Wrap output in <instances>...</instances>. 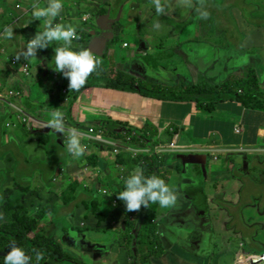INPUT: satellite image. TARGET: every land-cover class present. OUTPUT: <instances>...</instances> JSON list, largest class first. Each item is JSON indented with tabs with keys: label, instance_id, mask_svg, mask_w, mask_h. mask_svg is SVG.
Wrapping results in <instances>:
<instances>
[{
	"label": "rangeland",
	"instance_id": "obj_1",
	"mask_svg": "<svg viewBox=\"0 0 264 264\" xmlns=\"http://www.w3.org/2000/svg\"><path fill=\"white\" fill-rule=\"evenodd\" d=\"M15 3V0H0V38L4 34L2 39L6 36L5 42L7 43L8 40L10 41L12 44L11 48L13 49L12 53L29 61L31 76L23 80L20 77H16L14 73H10L11 70L8 69L10 61L8 62L6 60L0 63V82L9 90L14 91V94L12 95H6V91L0 92L1 99L5 102V104L0 105V159H3L8 155L12 158L13 161L10 171L12 172L13 179L15 176L14 165L17 162V155H20L23 159H25V151H27L25 142L27 143V140L30 137V131L20 124V122L23 121V115L18 112H14V110L16 109L17 111L25 112V101H27L30 97L33 100L39 95H43L44 102L47 100L49 85L45 82V84L41 86V74L43 71H41L39 75L36 71L38 70L39 65V70L44 69L46 71H48L49 68H52L53 65V61L47 57L46 60L42 54V50L46 46L42 49H38V47L35 49L29 48V42L32 40L27 39L25 41V36L23 35V25L25 24L26 12L25 3H22L24 11L23 14L21 10H19L20 14L17 12ZM143 4H145L144 1L139 2V5ZM178 11L181 15L183 12V5L178 9ZM187 17L186 19H188L189 22H186L185 19V22L182 23V29L185 28L187 31H182L180 35L182 38L180 39V45L176 52H174V48L175 37L177 35L173 33L161 42H158L155 46L150 42L149 36L145 37L144 35H137L136 31H131L132 28H137L138 26L135 22L129 23L130 25H128V27L121 32L123 37H121V40H118L113 44V49L117 54L118 59L122 57L126 59L125 68L133 71L137 79L147 80L146 82L154 83L158 88H164L165 94L167 95L169 92L168 89H166L167 87L179 86L177 93L187 90V101L181 100L178 105L189 103V97H191V95H195L192 103H194L197 107L201 102L203 106L201 114L204 115L203 128L200 127L198 133L199 146L201 130H205V120H207V100H211L213 82L220 83L226 78L235 81L243 74L240 71H236L243 65H247L251 62H253L259 70L263 71L262 78L264 79V0H200V3H196L191 10L190 17ZM179 21L180 20L174 19L172 22V29L174 28V31H177ZM141 28H143L142 25L140 26V29ZM125 41H127L128 47L130 45L129 48L126 47L127 49L123 47ZM142 42H144V44H142ZM47 49L49 50V46ZM50 52H52V49H50ZM132 52L134 57L130 56L133 61L130 62L128 59L129 54L131 55ZM153 52H156L159 55L161 54L166 61L165 59H160L158 62H150L148 58L152 56ZM54 54L57 56L56 53ZM40 55L43 58H41ZM137 55H144L145 57L135 60ZM251 55L254 57L251 58ZM171 56H174L173 59ZM36 57H38V59H44V61L40 64ZM59 59L61 58L59 57ZM114 59L115 58H113V60ZM171 59L173 62L175 60L176 67L178 65V72L176 71L177 74L172 79L171 76H173V73L166 71L170 68ZM94 65L99 66V64H95L93 61L81 58L79 64L77 65V72L82 78L80 83L85 84L78 87L76 83L72 88L71 84L66 83L65 78L60 76L58 79L62 84L55 87L56 93L85 87L87 83V71ZM108 72L109 74H112L114 79L117 77H122L123 80L125 79V77H123L125 73L115 71L114 67H111ZM136 74H143L144 77L140 78V76ZM96 75L97 73L95 76ZM134 82L135 84H138L135 80ZM158 82H161L162 84H159ZM193 87L199 88L201 91L207 89V92L205 94L193 92ZM208 90H211V92L209 93ZM204 99L205 101H203ZM127 104L128 99H126L125 102L123 100L118 102V105ZM159 113L163 117V131L165 130L164 125L167 126L168 122V127L172 123H180L178 119H171L170 110L169 120L166 118L165 109L159 112L158 108V115ZM26 114L35 116V113L30 110H26ZM43 117L46 121L49 118L47 114ZM6 119H10L14 124L16 123L18 128L17 133L19 136L15 138L11 135L8 142L4 144L3 140L5 134H7V131L8 134L10 133L4 125ZM170 128L173 131L175 130L172 127ZM156 131L157 129L153 126L150 139H153ZM179 134L181 135L177 136L178 133L175 132L174 135H170L172 139H170L168 147L162 145V148H160L165 151L166 148L170 149L173 146V143L175 145L177 144V147L175 146L176 151L173 158H176L177 153L179 154V150L182 145L181 142H183V140L181 141V138L183 139L186 137V134L183 131L179 132ZM56 137L57 136L53 132L47 133L46 138L48 143L45 145L44 149L39 150L38 154H34L30 161L38 160L46 163L48 166L51 152V147H49L50 142H56L58 145ZM152 139L150 145L153 143ZM58 147L60 149L59 145ZM175 147L171 149H175ZM151 149H153V145L146 151L145 157H150ZM107 150L109 151V148ZM154 154L155 153L152 155ZM196 156L197 153L195 158ZM207 156L208 161L206 165V174H203L197 166L194 169V161L193 164L188 167L187 164H184L183 167L177 164L176 167V160H179V158L173 160L169 157L163 160L165 167L168 165L171 169H173L172 166L175 162L177 174L174 172L171 173L165 191L158 201L159 203L156 207V211L154 213L153 211L149 212V214L152 215V218H148V226L144 230L143 222L140 219L143 217H139V215L143 214L144 211H142L141 214L139 213L140 209L138 208L131 212H127V209L121 211L119 199L121 196L120 176H118V181L115 180L113 183L109 182V184H107V181L102 178V173L100 174L97 167L91 168L90 165H86L84 162H81V165L78 160L76 161L75 168L72 169L68 175L65 173L58 174L56 171L52 172L50 170H46L45 172L38 170L39 172L34 174L36 179L41 184V190L43 192H55V203L56 205H59L58 207L60 208L58 213H54L57 212V208L54 206L50 208L48 203H45V197L44 199L41 198L34 202L35 204L26 199L24 201L23 199L21 202L20 214L22 215L26 213L29 214V216L34 217L41 228L50 224L53 219V214L56 221H61L55 224V230L58 231V241L61 243V247L63 248L66 257L51 260L50 264H109L111 263V260L108 259V255L112 254L111 249L116 252H120V260L121 264H123L122 257L125 254L131 255L129 248L131 246L130 242L132 241V237L135 238L139 234L142 235L141 242L143 245H147V251L140 255L137 260V264H156L157 257L154 245L157 242L159 244L160 240H162V232L164 231L161 232L160 237L159 231L161 226L167 233V241L164 252L166 254V258L164 264H174L176 238H178V235L180 236V232H188V228L192 225V223L195 224V229L192 230L191 233L185 234V241L190 242L191 244L190 249H196L198 245H201L202 249L209 252V255L213 254V257L209 259V264H215L218 261H220L221 264H243L241 262V258L245 261L246 258L244 259V255H240V257L235 255L224 256L226 251L219 239L211 236L205 240L204 237L196 234L200 230H203V219L200 215L191 212L189 216L184 217V215L189 211V202L181 193H188V184L192 182L193 173L195 174L194 192L200 193L202 201H204V198L209 193H213V186L214 183L217 182L218 177H230L228 170L225 168L226 156L224 154L212 155V153L209 152L207 153ZM213 156L216 157V160L213 159ZM62 160L63 163L67 162V165L70 157L67 156V160L66 157H63ZM258 160L261 162L260 168H263L264 155H261ZM111 171L114 175L115 170L111 168ZM85 172L88 175L87 182H83L80 178V176H82ZM237 172H235L234 175L236 179L240 180V183L236 191H241V200L235 205L237 211L252 203H257L258 206L264 207V176L262 177L259 172L251 171L249 172L248 177H246V175H243L245 171L243 172L240 167H238ZM127 174H130L129 169L126 170V175ZM184 175L189 176V179ZM45 177L47 179H45ZM2 179L5 181V178L0 176V181ZM67 182L69 188L67 186L66 188L59 187L57 189L59 185H64ZM2 185L3 183L0 182V190H4ZM33 185H35L34 180ZM247 185L254 187L256 191H252L251 187H248ZM170 186L175 187L176 194H179L175 206L172 203L173 196L170 197ZM224 189H226L232 197L235 196L236 192L230 190L229 186H224ZM99 190L112 191L106 198V196L102 195ZM76 191L78 193H76ZM255 196L257 197V200H255ZM62 198L63 203H61ZM90 201L97 202V207L95 208L94 213L92 212V208H94L92 203L85 206V204ZM124 206L126 207V205ZM95 214H99L100 221H98L95 217ZM128 218L133 220L135 223H138V227L129 229L127 233H122V237H125L128 241H130L127 244L128 252L125 249L123 251L122 249L118 250L117 247L114 246L115 244L93 243V240H100L106 236V232L123 230L124 222ZM151 220L153 222V226L150 229L152 223ZM182 220L184 221L183 228ZM248 221H250V219H248ZM232 227L235 230L240 228L241 225L239 220H237ZM62 228L65 230L60 231ZM221 228L222 226H220V229ZM149 229L151 230L150 240ZM83 231H87L88 236H86ZM156 233L158 234V239L160 238L159 241L155 240ZM242 235L253 236L259 239L263 248L256 251L255 247H253L252 254L259 256L262 252L264 253L263 219L260 224H251L246 226ZM234 237L235 238L232 240L233 247L240 251L243 247L240 246L241 241L236 238L238 237V234L236 233ZM105 238L111 239L112 236L109 235ZM116 240L118 241V247H120L122 238L117 237ZM181 245H183L182 242L176 246L182 249ZM112 260L113 264H116V260L117 264H119L118 257L112 256Z\"/></svg>",
	"mask_w": 264,
	"mask_h": 264
},
{
	"label": "crops",
	"instance_id": "obj_2",
	"mask_svg": "<svg viewBox=\"0 0 264 264\" xmlns=\"http://www.w3.org/2000/svg\"><path fill=\"white\" fill-rule=\"evenodd\" d=\"M36 1L37 2L25 4L26 12L23 28L24 30L33 28L39 33L38 36L30 38V40H45L47 46L42 50V54L45 59L46 57L50 59L49 52L50 49H52V59L54 62L52 68H49L48 71L44 69L39 70L40 65L36 71L38 75L43 71L41 74V86H43L45 82L49 85L47 100L44 102L43 95H39L33 100L30 97L28 98L30 104L25 103V110L34 112L38 118H44L43 116L47 114L49 116L48 122L60 126L51 128L36 124L33 125L30 137L27 143L25 142L27 149L25 155L27 159L31 160L34 154H38L40 149H44L45 144L41 142L39 144L37 139L39 140L44 133L40 132V130L50 128V132H53L61 142L60 143L56 137V141L60 146V149L58 148L59 152H64L70 157L68 164L63 165L65 166L63 167V173L67 172L66 174L68 175L69 172L75 168L77 160L80 161L81 165V162H84L86 165L96 168L97 166L92 165L91 161L97 160L95 162L98 163V159H100L103 166L101 165V168H97V170L100 171V174L102 173L103 179L106 181L110 180V182L113 183L115 180L118 181V176L120 175L116 170L114 175L111 171V168H114L117 164L115 162V156L112 154L114 144L120 143L124 149V151L122 149L121 152L124 153L122 156L125 158L126 167L122 171L124 176H126L127 169H129L130 174H140L141 167L138 165V162L146 156V151L149 147H152V145L153 149L150 151L151 155L155 153L154 155H157L162 161L169 157L173 160L179 158V160L176 161L180 162L182 167L186 161L190 162L187 163V167L192 164L193 159H186L185 155L191 152L195 158L198 150L197 147L199 148L200 146V148H204V155L206 158H208L207 153L209 152L212 154H224L226 156L225 168L230 174V177H218L217 182H215L213 186V193H209L206 196L208 203L211 204V202H213V198L217 193H224L223 199L229 200L235 205L241 200V191H236L240 180L235 178V169L238 163H247V160L251 156L264 154V109L258 110L245 107L236 100L234 94H224L217 97L216 95L211 96V100L207 101H211L214 105L207 110L205 130H201V139L198 146L199 128H202L204 124V115L201 114L203 108L201 102L199 106L196 107L194 103L178 105L180 101H166L165 98L159 100L147 97L139 93L137 84L132 87L125 85L123 82L119 84V81L115 84H111L112 80L115 79L112 77V74L108 72L111 67H114L115 71L119 73L123 72L125 73L124 75H130L128 77L133 79V81L135 80L137 83L139 81H147L137 79L133 71L125 68L126 59L123 57L120 59L117 58V54L113 49V44L122 39L121 37H123V35H121V32L130 25L129 23L135 22L138 26L137 28H132L131 31H136L137 35L149 36L150 42L155 46L158 42H161L173 33L177 35L175 37L174 48V52H176L178 43L182 38L180 37L182 31H187L185 28L182 29V23L185 21L189 22V20L186 19L188 11L189 16L187 18L190 17L191 10L196 3H200V0ZM140 1H144L145 4L139 5ZM182 5L183 12L180 15L178 9ZM85 15H88L87 20H84ZM174 19L180 20L177 31H174V28L172 29V22ZM141 25L143 28L140 29ZM69 31H72V34H68ZM23 35H25V41L29 39L27 38L26 31L25 33L23 32ZM5 37L1 39L3 45L0 46V63L6 60L9 62V58L13 54V49L11 48L12 44L9 40L6 43ZM125 43H127V41H125ZM48 45H51L49 50L47 49ZM169 48L171 49L170 46ZM3 50H5V52ZM52 52H50V54H52ZM54 53H56L57 56H55ZM130 56L134 57L133 52L131 55L129 54L128 59L130 62H133ZM59 57L61 59H59ZM142 57L145 56L137 55L135 60ZM253 57L254 56L251 55V58ZM41 58L43 57L41 56ZM81 58L99 64L103 69V73L101 72L97 75L93 85H89L87 82L85 87L76 90L70 89L75 95L73 94L70 99H68L67 96H63L62 101L60 93H56L55 89L57 86L56 84H61L58 78H60V76L64 77L65 82L71 84L72 88L76 83L77 86L80 87L82 78L77 72V65ZM113 58L115 59L113 60ZM36 59H38V57H36ZM160 59L165 58L156 52H153L152 56L148 58L150 62H158ZM38 60L40 64L44 61V59ZM8 69H11L10 62ZM251 69H257V75L260 78L261 99L264 101L263 71L259 70L254 63L251 62L247 65H243L236 72L240 71L243 73L242 76H248ZM10 73L12 72L10 71ZM136 75L140 76V78L144 77L143 74ZM15 76H20V73L15 74ZM221 82L219 84H221ZM158 83L162 84L161 82ZM213 84L215 85L218 83L213 82ZM4 91L5 89H0V92ZM238 91L240 93L242 92L241 89ZM126 99H128L127 105H118L120 100L125 102ZM205 99L203 101H205ZM2 104H5V102L0 96V105ZM158 108L159 112L165 109L167 120H169L170 110L171 119H178L180 123H172L168 127V122L167 126L164 125L165 130L163 131V117L160 113L158 115ZM56 111L58 115H54ZM14 112L18 111L15 109ZM236 124H241L242 126V132L240 134L234 132ZM4 125L5 128L10 131L9 134L7 131V134L4 136L3 143L6 144L11 135L17 138L19 134L17 133L18 128L16 123L14 124L10 119H6ZM153 126L157 131L153 139L151 138L153 143L150 145V135ZM170 127L176 130L178 133L177 136H180L181 134H179V132L182 131L186 134L185 138H181L183 142H181L182 145L179 150L180 155L177 153L176 158H173L176 148L170 150L166 148L165 151L160 149L162 145L168 147L169 141L172 139L170 137L172 134L169 132ZM207 127L213 130L208 131ZM90 128L94 129V134H89ZM130 129L138 130L143 136H135L136 138L134 141L131 139L128 141L127 139L130 137L127 133ZM144 131H147V133L145 134ZM95 134H101L103 143L97 140ZM132 135H135V131H133ZM123 136H126V138L124 139ZM44 138L47 140L46 136H44ZM69 143H71L70 147L75 152L74 156L69 154L67 150L66 144ZM83 146H85V149H83ZM108 148L109 151L107 150ZM131 151L139 153L134 157L135 154H131ZM230 159H232V161ZM12 161L9 155L0 159V173H3L0 174V176L5 178V181L3 179L0 181L3 183V189L13 188L14 186L13 175L10 171ZM195 164L196 163H194V165ZM173 165L175 166V162ZM174 166H172V168ZM195 167L196 166H194V169ZM232 167H234V170H232ZM194 175L193 173L192 179L195 177ZM248 175H246V177H248ZM184 176L189 179V176ZM80 178L83 182L88 181L86 172L80 176ZM192 184L193 182H190L188 185L190 186ZM67 186L69 188L68 182L64 185H59L58 188H66ZM224 186H229L230 190L235 191V196L232 197L228 191L224 189ZM247 186L251 187L250 185ZM251 189L252 191H256L254 187H251ZM40 195L41 197H46V201L49 200L51 204L56 198L55 192L45 193L40 190ZM37 196L39 195H30L31 200L29 199V201H31V203L38 201L39 198ZM255 200H257L256 196ZM214 202L224 207L227 206L225 203L221 202V200H216ZM256 204L257 203L247 205L244 209L248 207H253L255 209L254 206ZM233 207L232 214L237 222L240 218L235 213L236 206ZM259 208H262L263 215L260 213L261 209L260 211L255 209L258 215H255L256 219L252 220L254 224H260V218H264V207L259 206ZM2 222L3 217L0 209V223ZM241 229H243L242 226L237 229L238 232H240ZM220 242L224 244L225 249H230L232 246L231 235L225 234ZM164 252L165 248L162 249L161 252H158V257L156 253V264H164L166 258ZM174 254L175 259L176 251ZM251 256H253V254ZM115 257L119 258V264H121L120 252L115 255ZM244 259L245 261L241 258V262L247 264L248 256L244 255ZM184 260L187 264H196V259L190 254H187Z\"/></svg>",
	"mask_w": 264,
	"mask_h": 264
},
{
	"label": "trees",
	"instance_id": "obj_3",
	"mask_svg": "<svg viewBox=\"0 0 264 264\" xmlns=\"http://www.w3.org/2000/svg\"><path fill=\"white\" fill-rule=\"evenodd\" d=\"M15 8L19 13V8L17 7L16 3ZM25 31L27 32V38L29 39L39 35V33L33 28H27L26 30H23L24 33ZM179 45L180 41L178 43V47ZM49 55L50 59L54 62V60L52 59L53 52ZM171 57L173 59L174 56ZM172 59L170 68L168 69L173 73L171 79L178 72V65L176 67L175 60L173 62ZM101 72L103 73V69L98 65H94L92 68H90L86 74L88 84L93 85L95 78ZM96 73L97 75L95 76ZM123 77H125L124 80L122 79V77H117L115 80H112L111 84H115L117 83V81H119V84H122L123 82L125 85H129L130 87L135 85L133 79L129 78L126 75H123ZM259 84L260 78L257 75V69H251L248 76H241L235 81L228 79L221 86L213 88L212 93L216 96L224 94H234L236 100L242 103L243 106L259 110L264 109V101L261 99ZM137 85L139 92L147 97L156 98L159 100H161L163 97L166 99V101H187V90L177 93L179 86L167 87L166 89H168L169 91L167 95L165 94L164 88H158L154 83L139 81ZM239 89L242 90L241 93L238 91ZM193 92L205 94L207 92V89L201 91V89L193 87ZM208 92L210 93L211 90H208ZM194 97L195 95H191V97H189V103H192ZM25 103L30 104L29 99H27ZM213 105V103L209 104L207 106V110L213 107ZM20 124L25 127V124ZM207 130L211 131L213 129L207 127ZM133 131H135V135H132ZM144 132L145 134L147 133V131ZM175 132L176 130L173 131V134H175ZM127 135L130 137L127 139L128 141L130 139L134 141L136 138L135 136H143L138 130L131 129L128 130ZM44 136H46V134L43 133L40 139H37L39 144L40 142L45 145L48 143L47 140H45ZM123 137L124 139L126 138V136ZM49 147H51V152L50 162L48 166L46 165V163L40 162L38 160L30 161L29 159H27L26 155L25 159H23L20 155H17V162L14 165V186L13 188L0 190V208L4 217V222L0 223V264H50L51 260H55L60 257H66V254L61 247V243L58 241V231L55 230V224L61 221H56V218H54V214L50 224L43 228L39 226L37 220H35L34 217H31L26 213L22 215L20 214L21 202L23 201V199L24 201L25 199L29 200L30 195L34 196L37 194L40 196H37L39 199L45 198L41 197L40 195V190L42 189L41 184L36 179V176L34 174L36 172H39L38 170L42 172H45L46 170H50L52 172L56 171L59 174L61 173L63 167H65L63 165H66L67 163L66 161V163H63L62 158L66 157L67 160L68 155L64 152H59V147L56 142H50ZM117 157H120L123 160V163L125 162L122 154L118 155ZM95 161L97 160H92L91 164L97 166V168H101V165L103 166V163H101L100 159H98V163ZM138 165H140L141 167L140 174H127L126 176H123L120 205H126L127 212H131L134 209L138 208L140 209V214L142 211H144V213L139 215V217L142 216L145 219H151L152 215H150L149 212L153 211L154 213L156 211V207L159 203L158 201L165 191L173 169H171L168 165L167 167H165L163 161L157 155L143 157L138 162ZM113 169L115 170V167ZM250 170H252V168H250ZM66 173L67 172H65V174ZM261 176H264V172L261 173ZM45 179L47 178L45 177ZM33 180L35 185H33ZM194 190V184L190 186L188 185V193L186 194L183 192L181 194L190 203L191 207H197L199 205H202L203 207L206 206L207 198H204L205 202L202 201L200 193L194 192ZM174 191L176 192V188H174ZM178 195L179 194H177V196ZM223 197L224 193H217L213 198V202L216 200H221V202L225 203L227 206H235L234 203L229 200H224ZM46 199L45 203H48L50 208L52 206L57 208V212L54 213H58L60 211V208L58 207L59 205H56L55 201L51 204L49 200H47V202ZM61 203H63V198ZM89 203L93 204L94 208H92V212L94 213V210L97 207V202L90 201L85 204V206H87ZM260 209V213L261 215H263L262 208ZM235 213L241 219L244 227L251 224L256 225L252 222V220L256 219L255 215H258V213L253 207H248L246 209L243 208L239 211H237L236 209ZM95 217L100 220L99 214H95ZM248 219H250V221H248ZM262 219L264 220V218H260V220ZM134 227H138V223H133V221L130 220H127L125 222V230L129 231V229H132ZM64 230V228L60 229V231ZM83 233L88 236L87 231H83ZM105 237L106 236H104L100 240H93V242L106 243L107 239ZM141 237L142 235L140 234L135 237L133 245L130 249V256L132 257L135 264H137V260L140 255L147 251V245H143V243L141 242ZM247 239L251 254L253 251V247H255L256 251H259L263 248L258 238L247 236ZM155 240H158L157 234L155 235ZM129 242L130 241H127V244ZM157 244L158 242L154 245L156 253H158Z\"/></svg>",
	"mask_w": 264,
	"mask_h": 264
},
{
	"label": "flooded vegetation",
	"instance_id": "obj_4",
	"mask_svg": "<svg viewBox=\"0 0 264 264\" xmlns=\"http://www.w3.org/2000/svg\"><path fill=\"white\" fill-rule=\"evenodd\" d=\"M260 156L261 155L251 156L247 160L248 165L246 162L238 163L235 169L236 172L238 167H240L243 170V172L245 171L243 175H248L249 172L251 171L259 172L261 175V173L264 172V167L260 168L261 162H259L258 160ZM250 168H252V170H250ZM232 170H234V167H232ZM254 207L258 211H260V208L257 204ZM188 208L189 211L184 215V217L189 216L191 212H194L197 215H200L203 219V230H200L196 234H199L201 237H204L205 240H207L211 236H214V238L219 239L221 241L225 234H230L233 240L235 238L234 237L235 234L237 233L238 237L236 238L241 241L240 246H242L243 248L239 251L235 249L232 244L230 249L224 248V250L226 251L224 256L235 255L240 257V255H246L248 256L247 264L251 262L252 254L250 253L248 239L247 236L242 235V232L246 227H244L241 219H239V221L243 229H241L240 232H238V230H235L232 227V225L236 223V219L232 214L234 208L233 206L224 207L216 202H211V204L207 202L206 206L204 207L202 205H199L197 207H191L189 203ZM220 226H222L221 229ZM183 227H184V221L182 220V228ZM194 229H195V224L192 223V225L188 228V232L186 233L180 232V236L178 235V238H176V245H178L180 242H182L183 245H181L182 249L175 245L176 258L174 259V264H187V262L184 260V257L187 254L192 255L196 259V264H209V259L213 257V254L209 255V252L207 250L202 249L201 245H198L196 249H190V245H191L190 242L185 241V236H186L185 234L191 233V231ZM215 264H221V263L220 261H218Z\"/></svg>",
	"mask_w": 264,
	"mask_h": 264
},
{
	"label": "clouds",
	"instance_id": "obj_5",
	"mask_svg": "<svg viewBox=\"0 0 264 264\" xmlns=\"http://www.w3.org/2000/svg\"><path fill=\"white\" fill-rule=\"evenodd\" d=\"M47 1V0H46ZM32 2H37L36 0H31L29 3H32ZM29 3H25V4H29ZM6 33V32H5ZM68 34H72V31H69L68 32ZM4 35V34H3ZM3 35H2V37H3ZM2 37L0 38V46H2L3 45V43H2ZM33 41H35V43H36V45H33V44H31V42H33ZM142 44H144V43H142ZM44 46H47V42L45 41V40H41V41H39V40H37V39H34V40H32V41H30L29 42V48L30 49H35L36 47H38V49H42ZM49 47H51V45H48ZM124 48H126V47H124ZM4 52H5V50H3ZM177 55H178V52H177ZM16 55H14V54H12L11 56H10V58H9V61H10V67H11V72L12 73H14V74H17V73H19L18 71H16V70H14L13 68H12V59L15 57ZM16 57H18V56H16ZM19 59H20V61H22V62H25V63H28L29 64V61L28 60H25V58H20V57H18ZM30 66V65H29ZM167 72H172V71H169V70H166ZM29 76H31V71H30V74H29ZM29 76H25V77H29ZM16 77H20V78H22L23 80H25V77L24 76H16ZM228 80V78H226L224 81H222L221 82V84H213V88H216V87H219V86H221L224 82H226ZM62 84V83H61ZM82 84H85V83H80V86L82 85ZM57 86H58V84H56ZM0 89H5V91H6V95H12L10 92L12 91V90H9L8 88H6L1 82H0ZM74 94V92H72L71 90H68V91H62L61 93H60V95H61V99H62V97L63 96H67L68 97V99H70L71 97H72V95ZM75 95V94H74ZM215 94H213L212 92H211V96H214ZM217 97V96H216ZM62 101H63V99H62ZM212 102L211 101H207V106L209 105V104H211ZM18 113H20V114H22L23 115V121H21L20 123H22V124H25V127L30 131V132H32V126L33 125H39V126H45V127H51V128H55V127H57V126H60V125H56V124H51L50 122H48V121H46L44 118H38L36 115L35 116H30V115H27L26 114V110H25V112L24 111H18ZM54 115H58V113H57V111L56 112H54ZM236 125H238V124H236ZM236 125H235V127H236ZM241 125V124H240ZM90 129H93V128H90ZM89 129V130H90ZM242 129V128H241ZM94 130V129H93ZM51 131V129L50 128H46V129H42V130H40V132H44V134L45 133H48V132H50ZM169 132H170V134H172V135H174L173 134V130L170 128L169 129ZM242 132V131H241ZM95 133V131L93 132V133H91L90 131H89V134H94ZM240 134V133H239ZM96 136H97V140L98 141H100V143H103V141H102V139H101V134H95ZM57 139H58V137H57ZM58 141L60 142V140L58 139ZM61 143V142H60ZM70 144L71 143H69V144H66V146H67V150H68V152H69V154H71V155H75V152L72 150V148L70 147ZM177 147V144L175 145L174 143H173V146L171 147V148H174V147ZM175 147V148H176ZM114 149H113V151H112V154L115 156V162L117 163L116 164V166H115V170L118 172V173H120V178H121V184H120V186L122 187V180H123V176H124V173L122 172L123 171V169L126 167L125 166V162L123 163V160L119 157H117L118 155H120V154H124V153H121L122 152V149H123V147H122V145L120 144V143H118V144H114V147H113ZM170 148V149H171ZM83 149H85V146H83ZM169 149V150H170ZM66 150V149H65ZM123 151H124V149H123ZM198 152V156H201V155H204V148H198V150H197ZM138 153L139 152H135V151H131V154H135V156L134 157H136L137 155H138ZM189 154H190V152H189ZM212 155H218L217 153H213ZM123 159L125 160V158H124V156H123ZM213 159L214 160H216V157L215 156H213ZM201 160V159H200ZM207 161H208V158H206L205 159V163H204V172H203V174H206V165H207ZM177 164H179L181 167H182V165L180 164V162H177L176 161V167H177ZM193 164V163H192ZM194 166H197V167H199L200 168V170H201V164L200 163H196ZM202 171V170H201ZM173 172L174 173H176L177 174V169L175 168V166L173 167ZM61 173H63V169L61 170ZM61 173H59V174H61ZM132 175V174H131ZM106 177H109V176H106ZM109 182H110V180H108L107 181V184H109ZM192 182H193V184H194V182H195V177L192 179ZM192 184V185H193ZM121 187H120V192H121V194H122V191H121ZM174 188L175 187H173V186H170V197L171 196H173V200H172V203H173V205L175 206L176 205V203H177V199H178V196H177V194H176V192L174 191ZM76 193H78V192H76ZM168 194H169V192H168ZM120 199V198H119ZM168 199H169V196H168ZM208 202V201H207ZM174 206H173V208H174ZM120 208H121V211L122 210H124V209H126V207L123 205V206H120ZM141 220H142V222H143V230L148 226V219H145V218H140ZM127 220H130V221H133V220H131V219H126L125 220V222L127 221ZM98 221H100V220H98ZM125 222H124V227H125ZM151 222H152V220H151ZM133 223H135L134 221H133ZM153 226V222L151 223V226H150V229H151V227ZM149 229V238H150V235H151V230ZM162 231H164V232H162ZM128 231L127 230H125V228H123V230H119V231H111V232H106L107 234H106V236H109V235H111L112 236V238L111 239H107V244H115L114 246H116L117 247V249L118 250H120V249H125V250H127V252H128V249H127V239L125 238V237H122V233H127ZM160 233V237H161V232H162V240H160V238L158 239V241L160 240V243L158 244V251L157 252H161L162 251V249H164L165 248V246H166V241H167V233H166V230L164 229L163 230V227H161L160 228V231H159ZM117 233V234H116ZM157 234V233H156ZM158 235V234H157ZM117 237H120V238H122V242H121V245H120V247H118V241L116 240V238ZM134 240H135V238H133L132 237V241L130 242V244H131V246H130V248L129 249H131V247H132V245H133V242H134ZM114 241H115V243H114ZM93 243H97V242H93ZM97 244H101V243H97ZM112 250V254L110 255H108V259L109 260H111V263H109V264H113V260H112V256H115V255H117L119 252H116L115 250H113V249H111ZM263 254V253H262ZM261 254V255H262ZM261 255H259V256H261ZM253 256H258V255H253ZM253 256H251V262H249L248 264H251L253 261H256V260H252L253 258ZM260 260H258V263L257 264H264V261L263 262H259ZM116 262V261H115ZM122 263L123 264H133L134 263V261H133V259H132V257L129 255V254H125L123 257H122ZM117 264V263H116Z\"/></svg>",
	"mask_w": 264,
	"mask_h": 264
},
{
	"label": "built area",
	"instance_id": "obj_6",
	"mask_svg": "<svg viewBox=\"0 0 264 264\" xmlns=\"http://www.w3.org/2000/svg\"><path fill=\"white\" fill-rule=\"evenodd\" d=\"M31 0H15L17 7L19 8V10L22 11V14L24 13L23 11V7H22V3H29ZM88 19V15L84 16V20ZM31 44L36 45L35 41L31 42ZM123 47H128L127 43L123 44ZM12 68L16 71H18L20 73L21 76H29L30 74V66L28 63L22 62L20 61V59L18 57H14L12 59ZM11 94H14V91L10 92ZM241 125L238 124L236 125L234 132L239 134L241 133L242 129H241ZM91 133L94 132L93 129L89 130ZM112 190L108 191V190H99V192H101L102 195H105L106 198L108 197V195L111 193ZM252 260H260L259 262H263L264 261V253L261 256H253Z\"/></svg>",
	"mask_w": 264,
	"mask_h": 264
},
{
	"label": "water",
	"instance_id": "obj_7",
	"mask_svg": "<svg viewBox=\"0 0 264 264\" xmlns=\"http://www.w3.org/2000/svg\"><path fill=\"white\" fill-rule=\"evenodd\" d=\"M142 43H144V42H142ZM264 150V149H263ZM198 154V153H197ZM185 157H186V159L187 158H192L193 160H192V163H193V161H194V163H200L201 164V170H202V172H204V163H205V159H206V157H205V155H201V156H196V158H194V156L192 155V153L190 152V154H188V155H185ZM201 159V160H200ZM188 163V161H186V162H184V164H187ZM258 263V260H256V261H253L251 264H257Z\"/></svg>",
	"mask_w": 264,
	"mask_h": 264
}]
</instances>
